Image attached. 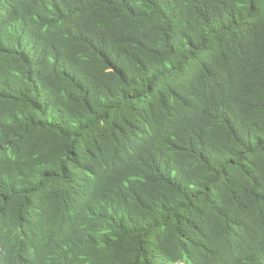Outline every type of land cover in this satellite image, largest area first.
Segmentation results:
<instances>
[{"label": "trees", "instance_id": "obj_1", "mask_svg": "<svg viewBox=\"0 0 264 264\" xmlns=\"http://www.w3.org/2000/svg\"><path fill=\"white\" fill-rule=\"evenodd\" d=\"M0 264H264V0H0Z\"/></svg>", "mask_w": 264, "mask_h": 264}]
</instances>
